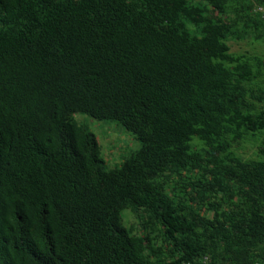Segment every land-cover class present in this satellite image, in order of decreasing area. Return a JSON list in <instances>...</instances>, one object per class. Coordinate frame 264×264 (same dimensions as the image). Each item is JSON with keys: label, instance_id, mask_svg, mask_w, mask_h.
Returning a JSON list of instances; mask_svg holds the SVG:
<instances>
[{"label": "trees", "instance_id": "16d2710c", "mask_svg": "<svg viewBox=\"0 0 264 264\" xmlns=\"http://www.w3.org/2000/svg\"><path fill=\"white\" fill-rule=\"evenodd\" d=\"M263 1L0 0V264H264Z\"/></svg>", "mask_w": 264, "mask_h": 264}, {"label": "rangeland", "instance_id": "374dc122", "mask_svg": "<svg viewBox=\"0 0 264 264\" xmlns=\"http://www.w3.org/2000/svg\"><path fill=\"white\" fill-rule=\"evenodd\" d=\"M249 44L250 47H248V42H231L233 51L243 52L249 50L254 54L257 52L264 53L262 40L251 38ZM76 119L79 123L87 125L96 134L100 144L103 146L102 155L111 160L110 168L118 167L122 160L141 145L134 134L124 129L117 121L95 120L84 113H77ZM128 220L133 222L132 216Z\"/></svg>", "mask_w": 264, "mask_h": 264}, {"label": "clouds", "instance_id": "9594fccd", "mask_svg": "<svg viewBox=\"0 0 264 264\" xmlns=\"http://www.w3.org/2000/svg\"><path fill=\"white\" fill-rule=\"evenodd\" d=\"M264 4V1H263V3L262 4H260V5H258L257 7H256V12L258 13V14H260V17H261V19L262 20H264V17L262 16V13L260 12V10H259V6H262ZM257 53H259V52H257ZM76 115L77 114H75V120L77 121V123L78 124H81V123H79L78 122V120L76 119ZM91 130V129H90ZM92 131V130H91ZM96 135V134H95ZM97 137V136H96ZM99 141V140H98ZM100 143V142H99ZM127 223H131V222H129V220H127ZM205 258H207L208 259V264H209V258H208V256H204L203 258H201V261L203 262V260L205 259ZM182 264H194V263H192L191 261H184Z\"/></svg>", "mask_w": 264, "mask_h": 264}, {"label": "built area", "instance_id": "2783aa9c", "mask_svg": "<svg viewBox=\"0 0 264 264\" xmlns=\"http://www.w3.org/2000/svg\"><path fill=\"white\" fill-rule=\"evenodd\" d=\"M259 10L262 13V16L264 17V4L262 6H259ZM202 264H208V259L205 258L202 262Z\"/></svg>", "mask_w": 264, "mask_h": 264}]
</instances>
